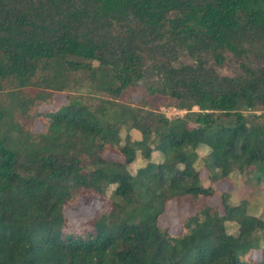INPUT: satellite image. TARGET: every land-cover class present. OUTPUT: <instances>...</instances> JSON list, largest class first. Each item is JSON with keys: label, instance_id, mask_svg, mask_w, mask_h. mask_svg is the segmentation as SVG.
Wrapping results in <instances>:
<instances>
[{"label": "trees", "instance_id": "1", "mask_svg": "<svg viewBox=\"0 0 264 264\" xmlns=\"http://www.w3.org/2000/svg\"><path fill=\"white\" fill-rule=\"evenodd\" d=\"M34 85L66 103L40 111ZM235 172L264 188V0H0V264H264V215L208 201ZM171 200L195 209L177 234ZM81 205L97 208L74 228Z\"/></svg>", "mask_w": 264, "mask_h": 264}, {"label": "rangeland", "instance_id": "2", "mask_svg": "<svg viewBox=\"0 0 264 264\" xmlns=\"http://www.w3.org/2000/svg\"><path fill=\"white\" fill-rule=\"evenodd\" d=\"M182 60L191 61L189 57L186 55L182 56ZM95 63V62H94ZM220 71L225 74H235L240 71L239 64L237 62L236 56L233 54H229L228 59L225 64L220 67ZM45 73H40L36 77L38 81L44 76ZM51 78V73L48 75ZM81 77V76H79ZM13 85L5 84L4 88L9 89L12 88ZM43 90L48 91L46 94H49L47 98L51 101L45 102L41 105L40 111L44 110H56L59 109L62 105H64L67 101L66 95L68 91H54L53 89L41 86H29L25 87L21 93V95L25 98L34 97L37 93L43 92ZM98 96H102V94H97ZM96 95V96H97ZM133 98L137 101L140 99V93L135 92ZM196 109V108H195ZM160 110L165 113L169 117H173L175 115H182L185 113V110H181L175 107L170 106H161ZM261 113L260 110L257 111ZM22 121V124L25 128H30L32 132H41L45 128V124L41 120L31 121L28 116L19 117ZM131 135L133 139L141 136L139 131L131 130ZM126 132H123L122 135L125 136ZM200 154L203 155L207 152L206 148H201L199 150ZM104 156L108 159L114 160H122L123 157L116 152L107 151L104 153ZM162 158V155L158 151L153 152L152 160L159 161ZM147 163V160L142 157L141 150H139L137 158L134 163L130 165V169L132 172H136L139 167L144 166ZM201 169V176L203 178V182L206 186L211 184L209 180V174L205 166L199 164ZM244 181L242 177L237 173H233L230 180H222L214 182L212 185L216 189V194L209 198L208 201L211 205L220 206L221 213H224V207L222 206V195L225 194L228 197V200L231 204H238L242 201L243 198L248 200V209L249 212L255 214L257 216L264 215V188L259 190H249L245 188ZM97 207L91 205H81L80 208H67L65 213L69 219L70 225L74 228L81 227L84 223H86L90 218L93 217L95 210ZM195 212V209L192 207L190 203H178L176 200H171L168 203L167 209L165 213L160 217L159 223L163 227H169L170 231L173 234H177L182 230V220ZM228 230L230 232L236 233L238 230V226L233 223H228ZM250 258L254 260H258L261 257L260 250H252L249 254Z\"/></svg>", "mask_w": 264, "mask_h": 264}]
</instances>
